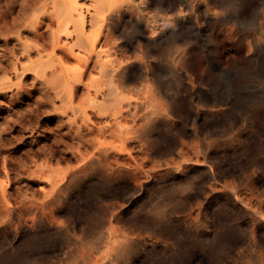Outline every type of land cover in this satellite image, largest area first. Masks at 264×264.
Returning a JSON list of instances; mask_svg holds the SVG:
<instances>
[{
    "label": "rangeland",
    "instance_id": "374dc122",
    "mask_svg": "<svg viewBox=\"0 0 264 264\" xmlns=\"http://www.w3.org/2000/svg\"><path fill=\"white\" fill-rule=\"evenodd\" d=\"M162 1L0 0V264H264V0H184L167 28ZM110 80L123 125L157 99L132 139L98 134Z\"/></svg>",
    "mask_w": 264,
    "mask_h": 264
},
{
    "label": "bare ground",
    "instance_id": "6f19581e",
    "mask_svg": "<svg viewBox=\"0 0 264 264\" xmlns=\"http://www.w3.org/2000/svg\"><path fill=\"white\" fill-rule=\"evenodd\" d=\"M164 2H166L167 4L166 5H164V6H160L159 8H161L163 11H165V12H170V13H174L173 15H171V14H169V16H167L166 18L167 19H164L165 20V22H164V26L163 27H165L166 26V28H167V25H169V23H171V24H175V23H180L181 21H180V18H179V16H178V14H176L175 12L177 11L178 12V6H179V8L180 7H182L181 5H184V4H186V3H188L187 1L185 2L184 0H164ZM163 1H162V4L164 3ZM204 2H205V4L207 5V10H209V7L210 6H213V7H219L221 10V12H220V15H221V18L222 19H232V18H234V17H237V12H236V10L235 9H231V7H230V9L229 8H227L226 6H224L225 5V0H204ZM179 3V4H178ZM161 4V5H162ZM227 5V4H226ZM122 8L123 7H121V6H119V7H117L116 8V10H118V11H116V13L118 14V12L120 13V11H122ZM183 8H184V6H183ZM185 8H187V9H190L187 5H186V7ZM195 8H196V6H195ZM195 8H193V9H195ZM74 11L76 10V12L77 11H79L80 10V8H77V7H74V9H73ZM112 10H113V8H111V9H108V14L109 13H112ZM182 10V9H181ZM181 10H179V11H181ZM196 11H199L200 10V8H196L195 9ZM105 11H107V9L105 10ZM114 12V11H113ZM69 16L71 17V19H73L72 21H73V23H74V25H75V27H76V32H77V35H78V38H77V43L79 44L78 46L79 47H82L83 48V50L85 49V50H88L89 49V47H88V43H87V41H86V39L83 37V34H84V29H85V20H84V18H82L81 19V17H79L80 18V20H77V19H74V17H72V10H69ZM122 13V12H121ZM164 13V12H163ZM180 13V12H179ZM182 13V12H181ZM215 13V12H214ZM115 14V13H114ZM116 14V15H117ZM165 14V13H164ZM202 14L205 16L206 15V12H202ZM239 14V13H238ZM252 14V13H251ZM202 15V16H203ZM207 17V16H206ZM241 17V16H240ZM249 17V16H248ZM204 18V17H203ZM247 18V17H246ZM246 18H245V20H246ZM243 19V18H242ZM241 19V20H242ZM253 19H254V17H253ZM249 20H250V18H249ZM226 21V20H225ZM240 23V22H239ZM244 23H246V22H244ZM247 23H248V21H247ZM181 24V23H180ZM80 39V40H79ZM57 40V39H56ZM78 40H79V42H78ZM7 41V40H6ZM58 45H59V43H58ZM81 48V49H82ZM11 50V49H10ZM10 50H8V51H10ZM14 50V49H13ZM13 50L11 51V56L13 55L12 53H13ZM55 50V49H54ZM26 51H28V50H26L25 49V53H26ZM29 52V51H28ZM25 53H23L24 55H25ZM92 53H94V50H92ZM10 54V53H9ZM14 55H15V52H14ZM12 56L13 58L16 56ZM92 55V54H91ZM93 55H95L96 56V58H97V62L96 63H98V62H100V71L103 73V74H105V75H107V76H112V78H113V76L116 74L117 75V78L118 77H120L122 74L121 73H123L122 71H124L125 69H126V67H123L122 65H117V66H114L113 65V63H111V62H109V61H99L100 59H101V54L100 53H97V54H93ZM90 57V56H89ZM93 57V56H92ZM88 58V57H87ZM14 59H16V57L14 58ZM75 59L77 60V62H80L81 60V58H77V57H75ZM99 59V60H98ZM16 60H18V59H16ZM92 60V59H91ZM127 60V58L126 57H124L123 56V62H125ZM18 62V61H17ZM16 61L13 63V64H15V66L16 65H18L19 66V64L17 63ZM17 63V64H16ZM89 63H90V59H87L86 60V63H85V68H87V66L89 65ZM3 67V66H2ZM20 67H22L21 65H20ZM12 68H15V67H12ZM5 69H6V67H5ZM17 69V68H16ZM15 69V70H16ZM1 70V69H0ZM3 71H4V68L2 69ZM14 70V71H15ZM18 70V69H17ZM6 72H7V69H6ZM38 72V71H37ZM84 72H86V71H84V69H79V70H77V71H68V70H66V71H64L63 73H64V75H63V78H64V82H65V87H67V88H65L66 90L68 89L69 91H71L72 90V92H73V90H74V85L75 84H77V83H81L82 82V78H83V75H84ZM16 73V72H15ZM17 73H18V71H17ZM17 73H16V76H17ZM39 73V72H38ZM127 73V72H126ZM14 74V73H13ZM15 75V74H14ZM43 77H45V74H43ZM125 77H127V76H125ZM10 80V79H9ZM112 80V79H111ZM110 80V83L108 84V86L106 87V88H103V90L102 91H100L99 90V92H97V93H100L99 95H101L102 96V100H100V102H99V104L97 105L96 103H95V105H93V108H97L98 109V111H100L99 113H103L104 112V115H106V117H107V115H109L110 117H113L114 118V124H111V123H106L107 125H104L103 127H101V128H99L100 130H98V134H101V137H102V135L104 136L106 133H108L109 131H112V134H116L121 140H124L125 138L127 139V138H131L133 135H138V134H141V133H143L145 130H146V128L148 127V125L150 124V123H152V117H153V115H151V113L153 112L152 110H155L156 111V97H155V95H151L150 96V98L145 102V103H142V105L144 106V108H145V110L147 111V110H149L150 108H152L151 109V113L150 114H147V116L145 117V119H143V121H144V123L142 124V123H140V124H138V122H137V119H135L134 118V120H133V125H130V126H127V125H123L122 124V122L119 120L120 119V114L121 113H123V112H121L122 111V108H120V106L122 105V94H121V92H120V87H118V86H115V85H113V81H111ZM117 80V79H116ZM6 81V80H5ZM10 81H12V80H10ZM6 84V85H5ZM8 84V85H7ZM12 87V86H11ZM7 88H10V84L9 83H6V82H3V83H1L0 82V91H2V90H6ZM71 92V93H72ZM102 101V102H101ZM107 102V104H105ZM110 102H115V103H113V104H110ZM132 104V103H131ZM141 104V103H140ZM135 105H136V103H135ZM137 105H139L138 103H137ZM136 105V106H137ZM141 105V106H142ZM129 106V105H128ZM112 107V108H111ZM110 108V109H109ZM158 108V107H157ZM81 111L80 112H83V114L85 115V117H87V112L84 110V109H80ZM110 110H114V111H111L110 112ZM106 111V112H105ZM148 112V111H147ZM162 112V111H161ZM154 113V112H153ZM100 116H101V114H99ZM163 115V114H162ZM102 117H103V115H102ZM88 121H89V118L87 117L86 118ZM122 119V118H121ZM146 120V121H145ZM86 120L84 119V122H82V124H84V123H86L85 122ZM142 121V122H143ZM78 122V121H77ZM108 122V121H107ZM126 123V122H125ZM77 126V125H76ZM79 127V129H77L76 131L78 132V134H80L81 133V131H83L82 130V126H78ZM85 128V127H84ZM88 128H89V126H88ZM91 129H89V131H90ZM99 131H100V133H99ZM90 132H92V130L90 131ZM83 133V132H82ZM81 133V134H82ZM77 134V133H76ZM77 136V135H76ZM100 136V135H99ZM79 137V139H80V136H78ZM83 137V138H82ZM81 139L82 140H84V136L83 135H81ZM132 139V138H131ZM128 140V139H127ZM130 140V139H129ZM90 255H87V257H89ZM82 257V256H81ZM104 258H103V260L104 259H106L107 257H108V253H106V255L105 256H103ZM90 258V260H88V261H90L92 264H95L94 262H92V256L91 257H89ZM100 259V258H99ZM98 259V260H99ZM102 259V258H101ZM95 261V260H94ZM89 262V263H90ZM101 262V261H100ZM99 262V263H100ZM85 263V262H84Z\"/></svg>",
    "mask_w": 264,
    "mask_h": 264
}]
</instances>
